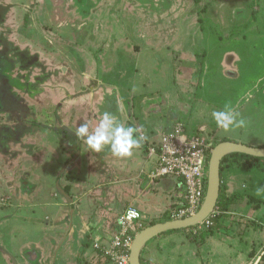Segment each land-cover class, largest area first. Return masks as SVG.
<instances>
[{
  "label": "rangeland",
  "instance_id": "rangeland-1",
  "mask_svg": "<svg viewBox=\"0 0 264 264\" xmlns=\"http://www.w3.org/2000/svg\"><path fill=\"white\" fill-rule=\"evenodd\" d=\"M15 2L22 15L26 11L22 6L29 8V13L15 18L18 26L9 29L10 39L17 46L0 51L1 55L6 53L11 64L5 63L6 69L0 72V137L5 128L22 132L27 127L29 132L18 143L11 136L4 147L0 141V147L7 150L0 153V212L11 211L18 194H30V182L36 177L45 185L49 182L55 200H61L56 188L61 189L68 159L77 146V152L87 147L76 138L75 130L81 122L94 129V118L104 111L126 125L143 129L147 139L142 152H146L147 144L157 141L160 132L177 122H184L191 130L190 125L196 129L210 116L215 124L211 112L225 106L238 112L246 123L227 132L216 128L211 134L213 144L231 141L253 147L264 145V0ZM2 32L4 26L0 27V38L6 34ZM14 48L31 50V55L36 54L34 62L20 60ZM71 136L75 138L73 145L69 144ZM87 149L86 157L94 163L98 153ZM100 154L103 166L110 163L113 168L111 152L105 149ZM237 171L241 173L234 181L238 189L232 193L227 192L222 173L226 195L241 197L235 201L236 211L239 205L254 203L249 199L257 201L259 208L248 207L242 217L220 210L223 213L217 219H224L223 227L213 225L212 233L205 234L202 242H191L192 237L186 239L187 234L182 233L179 238L183 243L176 242L172 253H164V264H251L248 252L252 241L257 248L262 244L257 256L264 264V193L256 194V189L264 186V171L257 167H240ZM106 173L103 180L111 177L112 181V170ZM90 183L91 189L98 185L96 180ZM55 211L41 209L39 215L48 217V224H57L49 214ZM246 217L253 222L256 219L260 228L249 227L243 239L225 236L226 232L232 235L238 231L239 222H247ZM48 224L42 227L49 229ZM146 224L143 222V227L150 225ZM13 225L2 224L0 234L8 233ZM28 236L43 246L47 242V236L43 238L36 231ZM72 243L70 239L69 248ZM186 251L192 253L190 259L185 257ZM60 255L63 258L61 251L58 260ZM25 259L31 264H46ZM0 261L25 264L18 255L13 261L6 256Z\"/></svg>",
  "mask_w": 264,
  "mask_h": 264
},
{
  "label": "crops",
  "instance_id": "crops-1",
  "mask_svg": "<svg viewBox=\"0 0 264 264\" xmlns=\"http://www.w3.org/2000/svg\"><path fill=\"white\" fill-rule=\"evenodd\" d=\"M12 2H15V0H12ZM15 3L17 4V2ZM81 116L82 114H80L79 119L82 121L83 116L82 118ZM132 116L133 113L131 112L129 118ZM99 118H94L97 119L95 124H97ZM196 121L193 123H196ZM172 128L173 126L160 133L169 132ZM216 128L218 127L208 116L207 121L199 122L196 129L192 124L190 125L191 130L188 127L187 130L189 133H202L208 138L214 139L211 134H214ZM160 133L158 138L161 135ZM73 139L75 141V138L71 136L70 145H73ZM77 148L78 146L73 153V157L68 159L69 168L64 172L61 189L56 188L62 194L61 200H55V193L50 190L49 182L48 185H45V183L39 181V177H36V181L31 180L30 182L32 185L30 194H18L17 196V192H14L17 196L16 205L11 206V211L0 212V232L2 224H8V227L10 223L14 224L8 233L4 231L0 234L1 259L6 256L9 261H13L18 255L22 257L21 263L24 262L25 264H31L29 261L27 263L25 258L35 259L36 263L37 261H45L46 264H55L56 262H59V264H108L102 253L93 248V244L95 240H98L105 247L109 245L117 230L118 217L127 208H136L141 215L140 224L147 222L146 225H149L167 221L171 212L183 204L184 186L180 180L172 177L148 178L147 174L151 172L154 166V159L148 157L146 147V152H142V148L135 149L131 157L117 158L112 156L115 161L112 164L113 168H111L110 163L105 165V167H110L107 170H112V181H109L111 177L108 179L106 177L105 181L103 180V174L107 175L106 168L100 162L103 154L98 153V159H95L93 163L86 157L88 154L87 147H82L81 150L79 148L78 152ZM238 169L227 167L223 171L228 193H232L234 188L238 189V185L234 183V181L240 179L241 173L237 171ZM93 180H96L98 185L91 189L90 182ZM242 187L244 190L245 186L242 185ZM45 196L48 199H44ZM245 198L246 194H244L243 199ZM43 203H45V206H43ZM246 204L247 202L243 206L239 205L236 211V203H229L226 205V212L224 213L230 215L227 212H234L242 217L244 214L242 212L250 210L248 208L250 204ZM54 208H56V211L49 214H52L50 217H55L57 224H48L50 222L49 218L45 216L41 218L39 211L41 209L53 211ZM90 208L91 211L89 212ZM218 211L219 215L223 213L219 209ZM11 212L14 214L8 216L7 214ZM36 215L40 216V219L36 218ZM246 219L252 218L246 217ZM223 220L220 217L214 225L223 227ZM44 223L49 225L47 226L49 229L42 227ZM245 223L244 221L239 222L238 231H234L232 235H226L228 233L226 232L225 236H238L243 239L248 234ZM17 225L21 228H18ZM233 225H235L234 222ZM31 227L41 229H32ZM142 228H144L143 225ZM241 228H244V230L242 231ZM34 231L38 232L43 238L47 236L46 246L30 240L28 233ZM182 233L179 231L165 233L149 241L141 251L144 262L146 264H164V253H172L176 242L183 243L179 238ZM193 234L196 233L193 232ZM185 237L188 238L187 235ZM54 238H58L59 241ZM70 239L73 242L71 248L68 247ZM204 239V237L199 236L196 240L194 238L189 240L195 243L202 242ZM252 244L256 246L254 242ZM34 246L36 250L33 251ZM60 251L63 258L60 255V260H58ZM191 256L192 253L185 252L187 259H190ZM260 259L256 255L251 264H260ZM4 263L5 261H0V264Z\"/></svg>",
  "mask_w": 264,
  "mask_h": 264
},
{
  "label": "built area",
  "instance_id": "built-area-1",
  "mask_svg": "<svg viewBox=\"0 0 264 264\" xmlns=\"http://www.w3.org/2000/svg\"><path fill=\"white\" fill-rule=\"evenodd\" d=\"M145 143V141H144ZM213 139L202 133H189L186 125L179 122L169 132L162 133L156 142L147 144V155L154 159V166L147 174L149 179L172 177L183 183V204L174 209L171 220L184 219L195 215L201 208L207 185V168ZM127 208L117 220V230L108 246L95 240L93 248L99 250L108 264H129V252L137 231L142 230L141 215L132 221L124 220ZM219 216L216 208L213 214L194 231L209 228L211 221ZM137 229V230H135Z\"/></svg>",
  "mask_w": 264,
  "mask_h": 264
},
{
  "label": "clouds",
  "instance_id": "clouds-1",
  "mask_svg": "<svg viewBox=\"0 0 264 264\" xmlns=\"http://www.w3.org/2000/svg\"><path fill=\"white\" fill-rule=\"evenodd\" d=\"M211 116L216 126L226 132L233 128L243 127L246 123L238 112L228 106L220 110H213ZM142 132V128L126 125L116 115L104 111L100 113V118L94 129L90 130L88 123H80L74 135L95 153L107 149L117 158H127L133 155L135 149L141 148L147 139ZM261 193H264V186L256 189L257 195ZM138 215L139 213L135 209L130 208L121 218L120 223H123L124 220L130 222Z\"/></svg>",
  "mask_w": 264,
  "mask_h": 264
},
{
  "label": "water",
  "instance_id": "water-1",
  "mask_svg": "<svg viewBox=\"0 0 264 264\" xmlns=\"http://www.w3.org/2000/svg\"><path fill=\"white\" fill-rule=\"evenodd\" d=\"M232 154H243L253 158L264 159V148L231 141H222L215 145L208 159L206 191L199 211L195 215L184 219L160 222L140 230L135 234L130 248L129 264H142L140 260L141 251L152 239L167 232L197 227L213 214L217 207L221 187V162L225 157Z\"/></svg>",
  "mask_w": 264,
  "mask_h": 264
},
{
  "label": "trees",
  "instance_id": "trees-1",
  "mask_svg": "<svg viewBox=\"0 0 264 264\" xmlns=\"http://www.w3.org/2000/svg\"><path fill=\"white\" fill-rule=\"evenodd\" d=\"M37 9H39V7H37ZM27 19L28 18L26 16L25 21H27ZM7 33L8 34L11 33V30ZM6 37H8V36H6ZM12 47H15V46L12 45ZM25 56L28 58H31V61L34 62V56L31 55V52L29 50H27V53H25L23 57H25ZM3 132H4V134L1 135V137H0V141H2L1 142L2 147H4V145L10 140L9 136L12 137L13 142L18 143L20 141V138L25 134V132H27V133L29 132V128H27V127L23 128L22 132H15V131H12L8 128H5ZM262 148H264V145L262 146ZM6 152H7V150L0 147V153L6 154ZM260 163H261V165H260ZM227 167H233V168H240V167L245 168V167H247L249 169L252 167H255V168L257 167L260 170L264 171V159L253 158V157H249V156H246L243 154H232V155H229L223 159V161L221 162V167H220L221 187H220L219 199H218V203H217V209L222 210V211L226 210L227 204H229V203L233 204V203H235V201H238L239 199H241V197L238 198V196L235 194H231V196H230V195H226V193H225V189L223 188V184H222V182H223L222 173H223L224 169ZM242 195H244V194H242ZM236 197L238 198L237 200H235ZM252 200L253 199H249V201L254 202L253 204H250L251 205L250 207L259 208L258 202L255 200L254 201H252ZM169 220H170V218L168 217L167 221H169ZM251 220L252 219H247V222L245 223L247 226V229L249 227H253V228H250L252 230L260 228V223L256 224L255 222H253ZM211 223L212 224H211L209 229L206 230L204 228L203 230L198 231L196 234H193L196 227L180 230L179 232H183V233L185 232L187 234V237H192L196 240L197 237H199V236L205 237V234L212 233L211 228L213 227L214 224L217 223V219L214 218L211 221ZM153 224H155V223H152L149 226H151ZM146 227H148V226H145L144 228H146ZM173 232H175V231L167 232V234L173 233ZM260 246H262V244H260L258 248L256 246H254L253 244H252V246H250V250H249V254H248L249 260L253 259L258 254L257 249H259ZM140 260H141L142 264H146L142 257L140 258Z\"/></svg>",
  "mask_w": 264,
  "mask_h": 264
},
{
  "label": "flooded vegetation",
  "instance_id": "flooded-vegetation-1",
  "mask_svg": "<svg viewBox=\"0 0 264 264\" xmlns=\"http://www.w3.org/2000/svg\"><path fill=\"white\" fill-rule=\"evenodd\" d=\"M26 11H24V10ZM29 8L25 9V6H22V10L25 12L26 15H28L29 12H27ZM23 14V15H25ZM21 10L18 8L17 4L15 2H12V0H0V27L4 26L5 32H2V34H4V38H0V51H5V49H9L12 47V45H14L15 47L17 46V43L14 42V40L10 39L11 38V33H7L9 32L11 27H16V25L18 26L17 23H15V18H22L23 17ZM21 25V23H20ZM8 36V37H6ZM14 42V43H13ZM29 50V49H28ZM14 52H16L18 54V58L22 61H25L26 64L29 63L31 61V58L28 57H23L25 53H27V50L24 49L22 50L21 48L13 49ZM31 52V50H29ZM4 53V52H3ZM31 54H33L31 52ZM6 53H4L3 55L0 54V64L3 65V68L0 70L3 71V69H6L4 67L5 63H7V65H11L9 63V60H7L6 58ZM36 54L32 55L35 56ZM8 57V56H7ZM35 60V58H34ZM49 60V59H48ZM46 61L47 63H50L49 61ZM32 62V61H31ZM14 62H12L13 64ZM37 65V64H35ZM33 65V66H35ZM1 101V100H0ZM1 105V104H0Z\"/></svg>",
  "mask_w": 264,
  "mask_h": 264
}]
</instances>
